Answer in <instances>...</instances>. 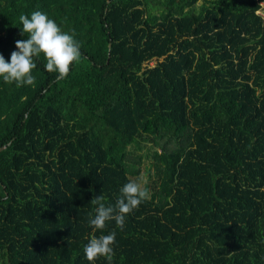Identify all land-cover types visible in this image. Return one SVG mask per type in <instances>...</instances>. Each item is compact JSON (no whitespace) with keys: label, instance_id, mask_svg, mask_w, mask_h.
Returning <instances> with one entry per match:
<instances>
[{"label":"trees","instance_id":"trees-1","mask_svg":"<svg viewBox=\"0 0 264 264\" xmlns=\"http://www.w3.org/2000/svg\"><path fill=\"white\" fill-rule=\"evenodd\" d=\"M33 11L81 59L0 79V264H91L112 231L94 264H264V0H0L6 61ZM141 178L123 229L94 233L93 197Z\"/></svg>","mask_w":264,"mask_h":264},{"label":"clouds","instance_id":"clouds-1","mask_svg":"<svg viewBox=\"0 0 264 264\" xmlns=\"http://www.w3.org/2000/svg\"><path fill=\"white\" fill-rule=\"evenodd\" d=\"M19 21L22 25L21 35L27 39L16 41V51L10 56V62L0 54V79L5 83H15L17 87L33 85L35 77L32 75L36 68L34 58L43 56L45 70L56 73L58 79L67 78L71 66L81 59L80 44L73 34L62 31L55 20L41 11H33L30 16L21 14ZM149 198V191L143 181L130 180L120 188V196L114 206H106L103 195L95 196L91 204L95 207L94 217L90 215L89 225L93 232H103L106 222L115 221L121 230L125 224V217L139 207ZM115 231L104 235L93 234L84 247L86 259L94 262L104 257L109 262L114 256L113 244Z\"/></svg>","mask_w":264,"mask_h":264},{"label":"rangeland","instance_id":"rangeland-1","mask_svg":"<svg viewBox=\"0 0 264 264\" xmlns=\"http://www.w3.org/2000/svg\"><path fill=\"white\" fill-rule=\"evenodd\" d=\"M200 3V1L198 2V4ZM134 159V158H133ZM144 181H145V176H144Z\"/></svg>","mask_w":264,"mask_h":264}]
</instances>
